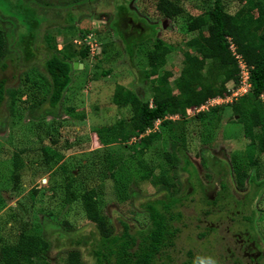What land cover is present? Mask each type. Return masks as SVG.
<instances>
[{
	"label": "trees",
	"instance_id": "obj_1",
	"mask_svg": "<svg viewBox=\"0 0 264 264\" xmlns=\"http://www.w3.org/2000/svg\"><path fill=\"white\" fill-rule=\"evenodd\" d=\"M99 1L71 0L63 5L67 7L64 22L69 25L67 31L71 33V40L59 50L54 37L49 33L41 36L40 33L42 28H50L55 22L65 26L62 22L49 20L39 13V9L52 8L49 1L12 0L11 4L15 2L18 4L10 5L7 11L6 6L5 8L2 6L3 1L0 0V71L7 68L5 61L10 55H14L16 64L25 65L23 68L18 65V72L29 74L37 71V67L27 65V62L36 57L38 49L42 50L38 47L41 44L45 45L49 55L45 64L48 96L31 109L32 117L40 120L37 125L39 131L49 117L55 119L48 123L47 131H41L43 135L40 136L50 139L49 146L40 149L42 154L40 162L47 168L64 159L59 147L62 124L57 122L60 107L68 101L72 91L70 88L75 84L72 76L73 64L76 60L85 62L92 56L99 58L100 54L109 56V51L104 47L100 35H96L97 39L93 40L97 45V54L92 55L88 40L90 35L99 34V31L93 32L88 29L77 31L79 16L70 10L73 6L93 5ZM131 1L133 0H125L115 6L110 13L112 21L109 28L114 32L115 38L125 51L126 58L131 62L140 46L147 45L153 48L147 54L150 70L143 72L144 82L150 84L151 98L146 100L140 92L119 86L113 102L120 111L128 110L129 117L125 115L113 125L95 127L93 133L102 148L120 145L119 150L124 154L138 157L136 162L142 172L138 180H134L135 175L124 167L123 158H118V164L107 155L103 157L106 166L103 172L104 178L113 182L120 203L134 201L137 198V194L129 196L128 193L134 181L135 184L149 182L153 187L159 188L164 197L142 205V212L148 216L145 227L133 231L130 223L122 222L123 231L118 233L113 226L109 227V218L103 214L104 201L97 190L99 185L85 189L81 193L75 188L78 180L76 174L62 167L64 174H68L65 178L63 203L71 205L80 201L88 221L94 226L89 239H80L76 248L67 251L65 264H86L83 253L78 247L83 243L86 246L89 241L95 264H172L174 262L170 250L175 248L181 232L179 224L183 214L179 210L188 197L187 194L183 195L181 172H188L191 179L194 178L192 172L194 168L200 174L199 168L188 156L183 157L182 162L177 165L178 154H184L187 150L193 135L188 132L190 125L197 120L205 125L211 119L216 128L226 111L225 105L228 104L211 106L194 116H188L187 111L207 106L217 98L226 99L233 90H237L242 79L237 56H240L247 65L252 86L249 93L239 98L236 104L237 110L241 113L244 136L250 143L244 151L234 153L229 163H223L215 158L213 164H224L219 172L224 174V169H228L229 175L234 180L235 191L247 190L248 187L254 188L260 194L264 191V180H259L260 170L264 166V0H240L242 5L234 14L228 12L224 0H214L212 8L206 13L197 17L188 16L187 33L193 36L186 40L183 48H180L184 60L180 75L175 80V87L171 86L174 73L167 69V65L176 48L160 37L159 24L150 22L146 17L140 16L133 6H129ZM170 6L163 1L158 4V9L161 14L166 15L165 18L172 19L174 13H170ZM21 7L30 10L27 30L22 25V14L19 11ZM179 12L182 14L183 9ZM3 14L8 15V18H4ZM102 14L98 13L95 18H99ZM69 15L73 16L72 21L68 20ZM14 17L16 21H13ZM161 26L163 27L164 24ZM20 28H23L24 32L20 31ZM76 33L81 42L79 45L72 40L76 37L74 35ZM232 45L235 46L237 55L234 54ZM111 74L112 69H109L102 75L106 77ZM95 78L99 79L98 76ZM26 81H29L28 77ZM231 83L234 84V89L228 88ZM8 84L9 80H0V106L6 99ZM21 90L12 93L9 101L11 104L15 105L16 96ZM66 111L73 118L86 120L85 115H76L75 107H69ZM176 117L178 118L175 119ZM209 132L207 129L201 131V136L204 138L200 137L205 144L210 141L209 137H213ZM159 143L163 144L164 159L174 169L172 174L163 167L164 165L150 166L144 159L146 153ZM202 156V166L209 169L208 158L204 154ZM13 163L14 171L11 177L16 188L20 172L26 168V165L18 154L14 156ZM91 165L83 163L81 168H89ZM118 165L121 166L120 171H116ZM158 170H160L159 175L156 174ZM106 172L108 175L105 177ZM203 185L202 181L199 190L206 193ZM225 187L227 190L228 185L226 184ZM34 194H37V191H34ZM218 202L216 200L213 205ZM244 220L254 224L252 217H245ZM58 233L61 238L69 236L61 231ZM51 248L46 233L34 235L22 231L15 243L3 242L0 245V264H25V259L31 260V264H52ZM189 256L190 260L183 264H201L194 260L192 253Z\"/></svg>",
	"mask_w": 264,
	"mask_h": 264
},
{
	"label": "rangeland",
	"instance_id": "obj_2",
	"mask_svg": "<svg viewBox=\"0 0 264 264\" xmlns=\"http://www.w3.org/2000/svg\"><path fill=\"white\" fill-rule=\"evenodd\" d=\"M2 1V6L4 8L6 6L7 11L10 5L18 4L16 2L11 4L12 0ZM47 1L52 8L39 9V13L49 20L60 21L65 26H60V23L55 22L50 28H42L40 33L41 36L49 33L54 37L58 49L61 50L71 40V33L67 31L69 25L64 22L67 7H63L71 0ZM124 1L100 0L93 5H77L70 8L79 16L77 31L81 29L99 31V34L90 35L89 45L96 47V51L97 45L93 40L97 39L96 35H100L104 47L109 51V56L100 54L99 58L92 56L85 62L75 61L83 67L72 73L75 84L70 88L72 91L68 101L60 107L57 122L62 124L59 147L64 159L50 168L40 162L42 159L40 149L49 146L50 139L40 136L43 135L41 131H47L48 123L55 119L49 117L46 124L42 126V130L39 131L37 125L40 120H35L31 115L33 106L48 96L49 87L46 82L45 69L49 58L48 52L44 44L38 45L42 50L38 49L36 57L27 62V65L37 67V71L29 74L18 72V65L20 68L25 65L16 64L14 55L6 59L7 68L0 71V80H9L6 99L0 106V245L3 242L15 243L22 231L34 235L46 233L52 245L50 251L52 264H65L67 251L76 248L77 241L80 239L90 238L94 226L88 221L81 202L77 201L71 205L63 203L65 178L68 174H64L62 167L76 174L78 180L75 188L81 193L85 189L99 185L97 190L104 201L103 214L109 218V227L113 226L118 233L123 231L122 222L130 223L133 231L145 227L148 223V216L142 212V205L164 197L160 189L153 187L149 182L135 184L134 181L128 193L129 196L137 194V198L134 201L120 203L115 194L113 182L104 178L103 172L106 166L103 157L107 155L116 163H118V158H123L124 167L135 175L134 180H138L142 173L136 162L138 157L124 154L119 150L120 145L102 148L93 133L95 127L113 125L123 116L129 117L128 110L127 112L120 111L113 102L119 86L140 92L146 100L151 98L150 84L144 82L143 72L150 70L147 54L153 48L147 45L140 46L136 57L131 62L126 58L121 43L109 28L112 21L110 13L115 6L117 7ZM163 1L164 4L173 6H170V13H174L172 19L165 18L166 15L159 12L158 4ZM213 1L133 0L129 4L137 10L140 16L159 24L160 37L176 48L167 65V69L174 73L171 79L173 87L183 67L184 57L180 48H183L186 40L193 36L187 33V17H197L206 13L212 8ZM224 2L231 14L236 13L242 5L240 0H224ZM164 8L166 9V5ZM181 9H183L182 14L179 12ZM19 11L22 14V25L27 30L30 10L21 7ZM98 13L103 14L95 18ZM3 15L4 18H8V15ZM67 17L70 21L74 19L70 15ZM13 21H16L15 17ZM13 21L9 22L13 23ZM8 25L11 24L8 23ZM20 31L24 32V29L20 28ZM74 35L76 36L72 39L74 43L81 44L78 40L79 35L77 33ZM109 69H112V74L103 76L102 74ZM97 76L99 79L95 78ZM228 88H234V84H229ZM19 89L22 90L16 96L17 102L13 105L9 102L11 95ZM175 93H177L176 90ZM238 99L230 100V103L225 105L227 106L226 111L216 128L211 119L205 125L199 120L192 123L188 132L193 134V137L191 136L185 153L178 154L177 165L182 162L183 157L188 156L199 168L200 174L194 168L192 170L194 178L191 179L188 172H181L183 195L187 194L188 197L183 201L184 206L179 210L183 214V219L179 224L181 232L176 240V246L170 250L174 261L172 264H183L190 260V253L194 260L199 262L202 258L211 257L212 259L206 260L205 264H264V191L260 194L259 191L254 188L250 189V187L247 190L235 191L234 180L229 175L228 169H224V174L219 172L224 164H213L215 158L223 163H229L234 153L244 151L250 143L244 136L241 113L236 106ZM69 107H75L76 115H85L86 120L81 121L71 117L66 111ZM204 129L209 130L213 136L209 137L211 142L209 141L208 144L201 139V131ZM68 146H71L70 149H66ZM16 154L21 156L26 168L21 170L19 183L15 188L11 176L14 171L13 162ZM203 154L208 158L209 169L201 164ZM144 159L150 166L164 165L163 167L170 170L171 174L174 172L171 165L164 159V148L161 143L150 149ZM83 163L92 165L82 169ZM120 167L118 165L116 171H120ZM159 173L160 170L156 172L157 175ZM107 175L106 172L105 177ZM259 175V180H264V166ZM202 181L206 193L199 190ZM226 184L228 185L227 190ZM34 191H37V194H34ZM216 200L219 201L218 204L213 205ZM245 217H252L254 224L244 220ZM58 231L69 235L68 238H61ZM84 245L83 243L78 247L83 253L84 261L86 264H95V259L91 256L90 241L86 246ZM243 247L247 251L253 250L250 253H260V255L253 262L254 256L251 259L248 258ZM31 262L25 259L24 263L31 264Z\"/></svg>",
	"mask_w": 264,
	"mask_h": 264
},
{
	"label": "built area",
	"instance_id": "obj_3",
	"mask_svg": "<svg viewBox=\"0 0 264 264\" xmlns=\"http://www.w3.org/2000/svg\"><path fill=\"white\" fill-rule=\"evenodd\" d=\"M88 44H89V42H88ZM90 46L92 48V53L95 54L96 53V51H95L96 47L94 48V47H92V45H90ZM232 50H233L234 54L237 55L235 53V46L234 45H232ZM237 59L239 60V65H240L241 74H242L240 88L237 90H233L232 94L226 99H223V98L215 99V100H212L211 102H209V104L207 106H203V107L196 109V110H188L187 111L188 116H191V115H194V114L199 113L201 111H204L211 106L229 103L230 100H234V99H237L241 96H244L245 94H247L250 91V88H251L250 73H249V70L247 68V65L244 63V61L242 60V58L240 56H237ZM176 118H178V117H176Z\"/></svg>",
	"mask_w": 264,
	"mask_h": 264
},
{
	"label": "flooded vegetation",
	"instance_id": "obj_4",
	"mask_svg": "<svg viewBox=\"0 0 264 264\" xmlns=\"http://www.w3.org/2000/svg\"><path fill=\"white\" fill-rule=\"evenodd\" d=\"M216 202V201H215ZM243 250H244V252H245V255L248 257V258H252V256H254L253 257V262L256 260V258L260 255V253H258V254H256V253H254V252H252V253H250V251H253V250H249V251H247L246 249H245V247H243L242 248ZM247 252V253H246Z\"/></svg>",
	"mask_w": 264,
	"mask_h": 264
},
{
	"label": "clouds",
	"instance_id": "obj_5",
	"mask_svg": "<svg viewBox=\"0 0 264 264\" xmlns=\"http://www.w3.org/2000/svg\"><path fill=\"white\" fill-rule=\"evenodd\" d=\"M241 76H242V74H241ZM240 83H241V81H240ZM250 85H251V83H250ZM251 87H252V86H251ZM239 88H240V84H239V86H238L236 89H239ZM232 89H234V88H232ZM250 89H251V88H250ZM248 93H249V92H248ZM248 93H247V94H248ZM247 94H245V95H247ZM245 95H244V96H245ZM241 97H243V96H241ZM241 97H239V98H241ZM217 99H219V98H217ZM229 103H230V102H229ZM224 104H228V103H224ZM220 105H222V104H220ZM211 259H212L211 257H208V258H202V259H201V264H205V261H206V260H211Z\"/></svg>",
	"mask_w": 264,
	"mask_h": 264
},
{
	"label": "water",
	"instance_id": "obj_6",
	"mask_svg": "<svg viewBox=\"0 0 264 264\" xmlns=\"http://www.w3.org/2000/svg\"><path fill=\"white\" fill-rule=\"evenodd\" d=\"M82 67H83V65H81V64H79V63H77V62H75V63L73 64V68H74V70H77V69L82 68Z\"/></svg>",
	"mask_w": 264,
	"mask_h": 264
},
{
	"label": "bare ground",
	"instance_id": "obj_7",
	"mask_svg": "<svg viewBox=\"0 0 264 264\" xmlns=\"http://www.w3.org/2000/svg\"><path fill=\"white\" fill-rule=\"evenodd\" d=\"M44 183H47V181H44Z\"/></svg>",
	"mask_w": 264,
	"mask_h": 264
}]
</instances>
